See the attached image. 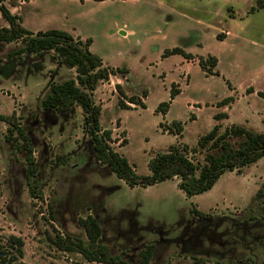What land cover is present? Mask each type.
Segmentation results:
<instances>
[{"label": "rangeland", "instance_id": "374dc122", "mask_svg": "<svg viewBox=\"0 0 264 264\" xmlns=\"http://www.w3.org/2000/svg\"><path fill=\"white\" fill-rule=\"evenodd\" d=\"M4 1L28 28L90 36L103 63L127 67L99 81L92 97L101 105L102 126L111 128L112 146L137 172H147L150 155L170 142L194 144L230 100L229 120L264 129V98L257 93L264 89V6L250 9L255 0ZM19 44L0 41V113L13 112L29 136L40 195L29 189L24 139L0 119V243L9 233L24 241L10 264H96L48 237L57 230L87 242L78 221L87 213L98 218L109 252L129 264H139L138 251L148 243L149 264H264V155L241 170H224L210 188L191 195L177 186L178 176L130 186L96 159L78 105L66 111L40 105L49 83L73 76L74 67L52 50L9 57ZM174 45L192 56L163 53ZM208 53L217 56V73L199 65V55ZM172 82L179 92L162 112L156 105L169 99ZM227 93L232 98L220 103ZM173 119L182 121L180 132L168 128ZM188 154L203 158L202 150Z\"/></svg>", "mask_w": 264, "mask_h": 264}, {"label": "trees", "instance_id": "16d2710c", "mask_svg": "<svg viewBox=\"0 0 264 264\" xmlns=\"http://www.w3.org/2000/svg\"><path fill=\"white\" fill-rule=\"evenodd\" d=\"M264 6V0H255V4L250 9ZM0 14L6 19L7 24L0 26V41H20V44L9 50L7 55L30 52L40 54L45 50H52L53 57L59 58L70 67H74L75 74L59 81H51L48 89L40 98V105L44 109L56 111L69 110L73 105H78L83 113V120L86 125V132L95 151V157L101 163H105L109 168L130 186L147 185L166 178L178 176L177 186L185 195H191L210 188L218 176L224 170L241 168L257 160L264 155V129H253L242 122L231 121L222 126L220 119L227 116L223 110L213 112L215 119L213 124L204 132L199 134L194 144L187 142L173 141L165 149L156 150L147 160V172H137L134 165L127 156L115 149L111 144V128L103 127L100 122L101 105L95 102L92 97V90L98 82L107 79L110 73L116 70L127 71L126 66H111L103 63L100 56L94 53L89 44L91 37L81 39L74 36L69 30L49 26L32 30L22 23L21 16L11 11L4 0H0ZM219 37V35H217ZM181 51L186 57L192 56L191 52L183 50L180 46L174 45L166 48L163 53ZM199 65L212 73L218 70L213 68L217 62V56L213 53L199 55ZM116 88L122 94L124 90L122 83L116 82ZM250 89V87H249ZM179 92L178 87L172 82L170 85V97L167 100H160L156 108L164 112L170 100ZM257 93L264 98V89H258ZM232 95L224 96L220 103H226ZM130 102L144 105V102L134 95H130ZM122 106H129L119 99ZM0 119L7 121V130L11 133L16 130L19 137L24 139L23 145L27 149L26 153V174H32V182L29 184L30 192L34 195L38 187L35 177L32 156V143L29 136L15 120L13 112L10 114L0 113ZM171 131L180 132L182 124L180 120L173 119ZM8 136V135H7ZM17 147L18 143H17ZM202 150L203 158L193 159L188 151ZM192 211L202 215V211L191 207ZM83 227L87 242L79 236L71 233H61L55 231L48 235L49 240L57 247L65 250L76 249L87 260L106 262L110 264H129L128 260L119 254H111L108 246L100 241L101 225L96 216L87 213L78 218ZM23 238L19 235L9 233L6 243H0V264H10L23 253ZM153 252V244L148 243L139 251V264H149Z\"/></svg>", "mask_w": 264, "mask_h": 264}, {"label": "crops", "instance_id": "0c3cea01", "mask_svg": "<svg viewBox=\"0 0 264 264\" xmlns=\"http://www.w3.org/2000/svg\"><path fill=\"white\" fill-rule=\"evenodd\" d=\"M178 93V92H177ZM176 93V94H177ZM175 94V95H176ZM228 94V93H227ZM229 104H227L226 103V105L225 106H220V108L219 109H216L215 111H219V110H223V111H226L227 112V116H224V117H222L221 119H220V121L222 122V123H228V122H231V120H229V115H230V108H231V106H232V104H233V101H231L230 100V102H228ZM223 105V104H222ZM219 107V106H218ZM214 111V112H215ZM213 114V113H212ZM214 121H215V119H214ZM213 121V122H214ZM232 121H237V122H242V120H232ZM180 122L182 123V121L180 120ZM242 123H244V122H242ZM213 124V123H212ZM245 124V123H244ZM245 125H247L248 126V124H245ZM182 127H183V125H182Z\"/></svg>", "mask_w": 264, "mask_h": 264}]
</instances>
